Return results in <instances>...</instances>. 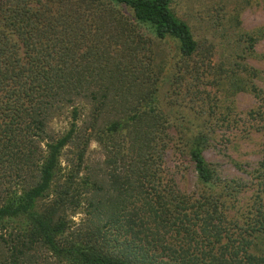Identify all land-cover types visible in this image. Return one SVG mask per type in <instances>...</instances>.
<instances>
[{"label": "trees", "instance_id": "trees-1", "mask_svg": "<svg viewBox=\"0 0 264 264\" xmlns=\"http://www.w3.org/2000/svg\"><path fill=\"white\" fill-rule=\"evenodd\" d=\"M179 1L0 0V264H264V78L247 62L264 26L236 11L197 39ZM240 93L256 104L235 117ZM252 133L257 166L227 156L245 177L206 160ZM173 148L190 188L164 167Z\"/></svg>", "mask_w": 264, "mask_h": 264}, {"label": "rangeland", "instance_id": "rangeland-1", "mask_svg": "<svg viewBox=\"0 0 264 264\" xmlns=\"http://www.w3.org/2000/svg\"><path fill=\"white\" fill-rule=\"evenodd\" d=\"M177 15L188 21L192 26L195 37L202 36L213 38L218 30L222 29L223 22H226L228 16L238 11L240 27L244 31H253L264 26V0H180L177 7ZM221 22V23H220ZM220 23V24H219ZM219 24V25H218ZM255 50L264 54V34L255 45ZM251 65L261 71L264 78V61L256 58L247 60ZM264 80V79H263ZM257 85L264 89V81H256ZM256 104V99L248 93H240L235 97L233 111L238 116L240 111H246ZM69 117L65 115L52 120L50 127L54 132L61 133L68 129ZM230 139L233 140L232 137ZM263 137L260 134L252 133L250 138L240 141L237 149L232 147V142L227 137H218L212 149L204 152L206 160L217 165L224 176H246L244 173L236 171L229 161L228 154L234 159L249 164L250 168L257 166L261 159ZM72 150L65 148L61 156L62 166L71 158ZM87 163L91 167L99 169L104 156L95 141H91L87 149ZM183 157L174 148L165 155L164 167L168 173L173 174L179 180L182 188H190L194 181V170L188 160H182ZM247 166V165H246ZM81 217L80 213L75 214L74 220Z\"/></svg>", "mask_w": 264, "mask_h": 264}]
</instances>
